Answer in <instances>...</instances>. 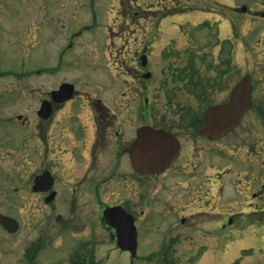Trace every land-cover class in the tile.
<instances>
[{
	"label": "flooded vegetation",
	"instance_id": "flooded-vegetation-1",
	"mask_svg": "<svg viewBox=\"0 0 264 264\" xmlns=\"http://www.w3.org/2000/svg\"><path fill=\"white\" fill-rule=\"evenodd\" d=\"M12 1L0 0V37L13 43L9 46L12 50H21L28 46L37 22L33 15L36 0H20V7ZM232 1L231 4L205 1L206 12L214 18L207 28L213 31L217 53L223 57L210 63L208 77H200L193 67L188 72H181L180 92L185 90L186 95L209 104L202 111L180 106L175 125L154 126L143 121L134 126L132 114L123 120L120 110L106 108L99 99L91 104L86 102L88 109L85 105L73 109L71 103L82 95L66 81L32 97L26 91L30 83L23 81L24 75L15 74L16 85L25 95L18 101H28V108L24 113L0 109L4 123L9 127L19 126L13 136L10 130V133L0 131V158L11 156L17 161L24 157L37 164L30 175L29 188L44 207L57 209L62 204L63 211L70 214L63 219L66 228L62 233H66L70 225L80 229L81 219L75 217L76 214L90 212L102 217L105 209L115 208L132 216L137 246L138 227L144 232L142 239L145 235L151 238L164 235V246L168 247L170 231L193 224L200 229L207 230L206 226L214 229L211 234L217 246L221 244L220 239L230 235L227 247L241 241L244 229H251L249 234L253 237H249L262 249L264 237L259 231L264 229V58L257 60L256 54L264 49L260 46L264 31L253 24L264 23V0ZM122 5L126 7H120L116 17L125 16L126 19L128 8L126 4ZM246 19L252 25L244 30ZM119 35V32H111L109 36L112 41L109 49H117L116 52L120 50ZM141 43L135 53L140 66L138 81L145 83L152 77L153 45L148 37ZM239 47L248 58L254 57L247 69L245 62L240 65L230 60ZM114 76H111V84L116 82ZM133 79L131 73L130 80ZM64 84L71 86L68 95L60 89ZM11 97L12 94H0V104H7ZM145 104H148L147 99ZM216 105H229V109L205 123L206 110ZM140 112L145 118L146 109ZM224 123L232 125L221 130ZM141 127L162 130L174 140L175 145L172 144L163 155L164 160L171 155L167 165L157 172L136 171L131 163L129 149ZM188 143H191L192 151L191 157L186 159ZM220 159L226 163L214 169V161ZM44 172H47L46 178L48 176L46 185L40 180ZM183 179L189 181L185 186L180 185V190L184 189L182 193L160 198L168 182L174 180L178 186V181ZM104 226L112 230L114 238L113 229ZM0 229L9 234L1 225ZM167 247L159 253L161 264H171ZM32 248L26 252L29 264L35 245ZM72 256L73 261L85 262L79 253Z\"/></svg>",
	"mask_w": 264,
	"mask_h": 264
},
{
	"label": "rangeland",
	"instance_id": "rangeland-1",
	"mask_svg": "<svg viewBox=\"0 0 264 264\" xmlns=\"http://www.w3.org/2000/svg\"><path fill=\"white\" fill-rule=\"evenodd\" d=\"M205 1L36 0L33 15L37 22L28 46L12 50L9 46L13 43L0 37V44L4 45L0 48V94H12L7 104H0V109L24 113L28 108V101H18L25 95L16 85L17 73L24 75L23 81L30 83L26 91L32 97L56 88L63 81L70 82L82 95L71 103L73 109H81L83 105L88 109V104L99 99L106 108L120 110L123 120L132 114L134 126L143 121L154 126L175 125L180 106L204 110L209 103L186 95L185 90L180 92L179 78L182 71L188 72L191 67L200 77H208L210 63L223 57L217 53L213 31L207 28L214 18L206 12ZM217 1L233 3L232 0ZM12 3L20 7V0ZM122 4L128 8L126 19L125 16L116 17L120 7L125 6ZM243 23L244 30L252 25L248 19ZM263 24L253 25L264 31ZM111 32L120 33L119 52L109 49ZM145 36L153 47L150 57L152 77L144 83L138 81L140 66L135 51L141 47ZM260 42V46H264V34ZM194 46L197 48L191 50ZM261 51L256 54L260 61L264 58V49ZM243 52L241 47L237 48L230 60L240 65L245 62L247 69L254 57L248 58ZM131 73L133 81L130 80ZM111 76L116 78L115 84L110 83ZM146 99L148 104H145ZM141 109H146L145 118L141 116ZM18 127H9L0 118L1 132L10 130L13 136ZM186 146L188 150L184 157L188 159L192 146L191 143ZM224 163L223 159L215 160L214 169ZM36 165L24 157L17 161L11 156L0 158V212L19 223L18 231L11 235L0 229V264H29L26 252L33 245L31 264H74L73 253H79L85 264L128 263V255L118 250L112 230L104 226L98 213L76 214L75 217L81 219L80 229L70 225L66 233H62L66 228L63 219L70 214L63 211L62 204L57 209L44 207L29 188V178ZM186 181L189 179L178 181V186L174 180L168 182L160 198L179 195L184 191L183 188L180 190V185L185 186ZM243 201L246 203L247 200ZM195 226L187 224L170 231L168 247L164 246V235L152 236L155 238L145 235L147 238L142 239L144 232L138 227V258L133 264H161L159 253L165 247L171 264H264V243L260 250L257 241L249 237H253L249 234L251 229H244L241 241L227 247L230 235L220 239L221 244L217 246L211 234L214 229ZM77 232L79 236H72ZM259 232L264 237V229Z\"/></svg>",
	"mask_w": 264,
	"mask_h": 264
},
{
	"label": "water",
	"instance_id": "water-1",
	"mask_svg": "<svg viewBox=\"0 0 264 264\" xmlns=\"http://www.w3.org/2000/svg\"><path fill=\"white\" fill-rule=\"evenodd\" d=\"M146 77V76H145ZM66 84L62 85L65 95L71 93V86ZM225 109H229V105H220L211 107L207 110L205 115V123L220 116ZM232 123H224L221 130H226ZM172 141L173 138L162 130H154L148 127H141L137 131V139L129 149V155L134 170L139 172H157L164 168L170 156L164 160V152L175 145ZM162 158V161L160 162ZM47 173H44L40 180H43V185L47 184ZM36 189V186H35ZM106 223L115 228L116 245L121 251H128L131 258L136 254V230L133 225L132 217L126 214L123 210H116L108 208L103 213ZM0 224L8 232L16 231L17 222L9 217L0 214Z\"/></svg>",
	"mask_w": 264,
	"mask_h": 264
},
{
	"label": "trees",
	"instance_id": "trees-1",
	"mask_svg": "<svg viewBox=\"0 0 264 264\" xmlns=\"http://www.w3.org/2000/svg\"><path fill=\"white\" fill-rule=\"evenodd\" d=\"M73 263H74V264H85L86 262L82 263V262H80V261H74Z\"/></svg>",
	"mask_w": 264,
	"mask_h": 264
}]
</instances>
